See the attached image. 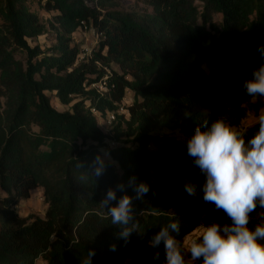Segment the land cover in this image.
<instances>
[{
	"label": "trees",
	"instance_id": "trees-1",
	"mask_svg": "<svg viewBox=\"0 0 264 264\" xmlns=\"http://www.w3.org/2000/svg\"><path fill=\"white\" fill-rule=\"evenodd\" d=\"M34 2L52 19L43 22ZM120 2L0 0V264H81L90 250L92 264H164L163 245L149 244L163 226L179 218L184 241L201 224L231 223L204 202L205 177L187 143L163 133L189 139L218 118L241 131L252 102L243 84L264 64V0H146L151 12L143 13L118 11ZM85 28L102 38L81 61L74 36ZM49 33L50 50L31 45ZM104 77L110 91L100 95L91 86ZM127 92L132 105L105 131L94 112L106 120ZM51 94L63 106L78 102L59 112ZM257 130H244L246 139ZM102 149L107 167L96 176L92 162ZM132 177L150 187L141 199ZM186 182L197 185L195 196ZM39 188L45 218L21 217L17 207ZM110 188L117 199L109 207L133 198L131 223L140 229L127 243L100 204ZM261 216L258 209L252 222Z\"/></svg>",
	"mask_w": 264,
	"mask_h": 264
},
{
	"label": "clouds",
	"instance_id": "clouds-1",
	"mask_svg": "<svg viewBox=\"0 0 264 264\" xmlns=\"http://www.w3.org/2000/svg\"><path fill=\"white\" fill-rule=\"evenodd\" d=\"M258 51L264 59V46ZM246 95L254 102L264 100V64L254 69L250 79L243 84ZM187 154L199 173L205 177L200 191L205 203L213 204L214 211H223L231 223L201 224L202 230L190 240L178 239L181 232L179 218L163 226L149 244L153 248L164 247V264H264V216L253 223L252 216L258 209L264 210V109L258 117V130L246 139V133L227 120L218 118L211 124L204 120L187 140ZM97 155L92 162L96 176L103 175L107 163ZM132 177L136 199L150 190L147 183L136 184ZM117 188L124 190L125 185ZM185 191L197 194V185L186 182ZM117 189H109L100 202L111 217V224L122 228L119 238L125 243L140 225L134 220L132 197L125 194L117 204ZM116 245L111 246L115 251ZM95 250H90L81 264H92ZM190 254V258H189ZM157 251L154 259H159Z\"/></svg>",
	"mask_w": 264,
	"mask_h": 264
},
{
	"label": "rangeland",
	"instance_id": "rangeland-1",
	"mask_svg": "<svg viewBox=\"0 0 264 264\" xmlns=\"http://www.w3.org/2000/svg\"><path fill=\"white\" fill-rule=\"evenodd\" d=\"M145 1L146 0H121L117 10L122 12H135V13H143L144 11L151 12V9L148 8L147 5L145 4ZM31 9L36 14L39 15L40 19L43 22H48L55 15V13H49L46 10H44L43 7L37 2L31 3ZM214 21L219 23L220 17L215 16ZM74 38H75L74 44H77L81 50L83 48H89L90 50L92 49L95 50L98 46L96 45L97 41L96 38L94 37V32L88 28H85L82 31L76 33ZM36 43L41 45L45 51H48L56 44L55 35L53 33H49L48 35L42 36L39 39H37L36 42H32L31 45L33 46ZM17 58L19 60L25 61V55L22 53H18ZM112 68H113L112 70L119 72L116 66H113ZM50 96L52 99L51 101L52 106L59 112H66L71 110V106L74 103L78 102V99H76L71 105L63 106L59 103V101L56 99L54 95L51 94ZM133 99H134V94L132 92H127L121 108H124V110H126L127 107L132 105ZM249 109H250V113L248 117L243 121L240 128L241 131L247 130L250 127H253L254 125L258 124V117L262 113V109H264V100H258L255 102L252 100V102L249 105ZM101 125L104 126L105 123H102ZM105 129H106L105 131L109 130V128L107 127H105ZM163 134L174 136L180 141L185 143H187L188 140L178 132L165 131ZM102 152L104 154L107 153L106 149H102ZM214 207L215 206L213 204H210V212L213 214L219 212V211H214ZM46 210H47V205L43 197V189L41 188L33 190L31 192L30 198L21 202L20 205L17 207V212L23 218H27L28 216L31 215L45 218ZM200 230H202V228L197 229L185 240H190L192 238H195L199 234ZM189 258H190V254H189ZM38 264H46V263L38 262Z\"/></svg>",
	"mask_w": 264,
	"mask_h": 264
},
{
	"label": "built area",
	"instance_id": "built-area-1",
	"mask_svg": "<svg viewBox=\"0 0 264 264\" xmlns=\"http://www.w3.org/2000/svg\"><path fill=\"white\" fill-rule=\"evenodd\" d=\"M94 37L96 38V41H97L96 45H98L99 40L102 38V34H96L94 32ZM93 51H94V49L90 50L89 48H83L81 55H80V60L81 61H88L89 59H91ZM107 72H108V74H110L109 70ZM113 88H114V86H113ZM91 89L96 90L100 95H105V94L109 93L110 90L108 87L107 77H104L101 81L93 84L91 86ZM120 110H118L117 113H111V114L107 115L106 120H103V118H100L101 116L97 112H94V113L97 117H99V119L101 120L102 123H105L104 126L108 128L116 120L117 114L121 115V114H124L126 112L124 110V108H120Z\"/></svg>",
	"mask_w": 264,
	"mask_h": 264
}]
</instances>
